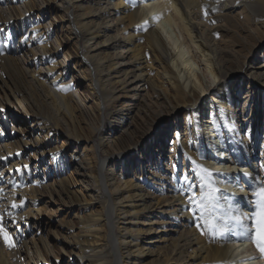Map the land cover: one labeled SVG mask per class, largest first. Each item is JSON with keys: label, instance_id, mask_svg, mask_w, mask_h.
<instances>
[{"label": "bare ground", "instance_id": "1", "mask_svg": "<svg viewBox=\"0 0 264 264\" xmlns=\"http://www.w3.org/2000/svg\"><path fill=\"white\" fill-rule=\"evenodd\" d=\"M33 8L42 19L62 13L68 41L63 44L52 30L56 16L43 24L31 18ZM240 9L250 20L252 41L243 47L241 36V48L231 47L220 38L226 28L219 17L235 18ZM17 25L23 35L15 43ZM0 30V51H7L0 52L2 70L10 78L20 75L30 98L17 96L15 81L0 78V115L11 123L0 135V157L6 158L0 159V212L15 244L8 247L0 238V264H49L62 256L70 264H264L250 240L218 234V219L217 229L206 227L189 202L192 192L200 195L202 166L211 171L217 196L228 198L220 200L224 207L230 202L234 214L247 217L255 211L253 190L264 182V154L257 156L250 133L243 134L247 102L240 105L229 79L237 76L235 92L248 88L242 102L264 92V49L257 52L264 46V0H136L135 6L131 0H0ZM142 40L156 64L144 58ZM168 116L176 121L174 135L162 150L155 130ZM30 138L42 148L39 155L49 152L53 182L20 171L27 160L13 152L24 153ZM130 157L139 162V173L128 168ZM180 159L186 175L177 170ZM69 163L75 176L70 183L63 177ZM43 197L44 210L55 219L41 226L56 221L64 227L58 213L81 220L84 212L90 221L70 225L69 232L85 239L66 242L57 252L27 239L26 228L13 235L12 227L18 233L39 212L35 202ZM30 198L32 209H25ZM21 200L23 207H11Z\"/></svg>", "mask_w": 264, "mask_h": 264}, {"label": "rangeland", "instance_id": "2", "mask_svg": "<svg viewBox=\"0 0 264 264\" xmlns=\"http://www.w3.org/2000/svg\"><path fill=\"white\" fill-rule=\"evenodd\" d=\"M51 1H49V4ZM241 10V9H240ZM31 18H33V20H38L41 23H47L52 20V17H57V21H53V25H52V30L55 31V34L58 35L61 39V42L64 44V42L68 41L67 36H69L67 34V29H66V24L65 26L62 28L61 26L65 23L64 19L65 17L62 16V13H58L55 11L50 12L49 15L45 16L44 19H42L44 16H42V14H39L38 10L33 8L31 10ZM33 15V17H32ZM59 17V18H58ZM37 18V19H36ZM236 18V19H235ZM235 18H230L227 15L222 16L221 18L219 17V20L221 21V24H223V26L226 28V31H222L221 32V36L220 38L222 39L223 42L227 43L228 46L231 47H235V46H239L242 43L241 40V36L242 38L245 39V44L243 47L248 46V43L250 41H252V37L251 35H249L246 29L247 26L251 25L250 20L248 18L247 13L244 10H241L239 12V14L235 17ZM235 19V20H234ZM137 29V28H135ZM17 34L18 36L15 38L14 42L16 43L18 38L21 37L23 35V31L19 28V26L17 25ZM40 32L42 33V35H45L47 32L45 31L44 28H40ZM67 38V39H66ZM4 41V36L1 35L0 36V42ZM140 42V40H139ZM144 44H146L144 42V40L141 41V47L144 46ZM70 45L67 44L65 48H62V52L60 50V55L55 56L56 59H62L63 57V52L64 50H68L67 46ZM240 47V46H239ZM241 48V47H240ZM263 49L264 46L260 45L259 47H257V52L258 54H263ZM146 51V52H145ZM1 52V51H0ZM7 51L5 49L2 50V54H5ZM143 55L144 58L149 62L150 64H156L153 62V56L152 54L145 50V48L143 47ZM2 69H6V67H3L2 65H0V78H3L5 80H7L10 84L14 82V84H18V88L20 89L19 92H17V96L19 97H24L26 99V101H28L30 98L27 95V92H25L22 88V77H20V75H16L15 73H10L11 77L8 75V70L4 71ZM10 69V68H7ZM13 72V71H12ZM83 74L87 77L88 75V70L83 71ZM17 76V77H16ZM7 77V78H6ZM19 77V78H18ZM13 80V81H12ZM70 80V75L67 78V81ZM12 81V82H11ZM25 85H27V83H25ZM238 86V82H237V76L233 75L230 79H229V88H231V92L233 91V96L235 95V98L238 96V102L241 103L240 105H242V103L247 102L246 103V107L244 110V116L247 119L245 125L243 126V134H248L251 144H250V148L251 149H255V151L257 152V156H261L262 154H264V92L263 93H258L255 91V93H251L250 96L244 100L242 102V99H240V96L243 94V96L245 95V92L248 88L243 87V89L241 90V92L238 90L235 92V89ZM17 87V86H16ZM29 87V86H28ZM84 85L82 90L84 89ZM17 88V90H18ZM86 89V88H85ZM29 98V99H28ZM152 99V98H151ZM241 107V106H240ZM16 115V114H15ZM249 116H253L252 118ZM101 121L103 119V116L101 115ZM6 119H9L6 122ZM32 117L31 119H29V123L32 122ZM10 118L9 116H7L6 114H1L0 115V135H2L3 137H5L6 135V127H10L11 123L9 122ZM183 121V120H182ZM176 121H173L171 119V116L168 117H164L163 120L161 121V123L159 124V126L156 128L155 132L159 134V136H161V139L159 141V145H161V149L165 150L167 148V146H170L171 144V139L174 135V123ZM169 123V124H168ZM28 124V123H27ZM19 129L21 128L20 126H18ZM179 129L183 130L184 127V123L180 126H177ZM11 130V128H10ZM242 133V132H241ZM247 135V136H248ZM33 138H30L29 140V144L26 145L27 149H25V152L23 153V149H18L17 151H14V155L19 158V159H24L27 160V168H25L23 163H19V167H20V171L24 172L23 174L28 175L31 178H38L40 180L41 183H45L47 184L49 181L53 182L54 180V176L52 175L53 171L52 166H48L47 163H49L51 161L50 158V154L48 153H41V155H39V152L42 151V148L40 146H37L36 143L34 145V143L32 142ZM63 141V137H59L57 139L56 142L62 143ZM55 143L53 145H51L50 147H54ZM25 147V148H26ZM141 148H143V153L148 154L149 155V151L150 148L148 146L147 143H144ZM262 152V153H261ZM15 161H17V159H15ZM257 161H261L260 158L257 159ZM128 162V168L130 169V171H135L136 173H139V171L141 170L139 167V162L137 160H135L134 157H130V159L127 161ZM260 162H257V164H259ZM67 169L65 170L63 177L67 178L68 177V181L70 183V180L74 182L75 176H74V172L73 170V165L71 163L68 164V166H66ZM34 168V169H33ZM179 173H183V174H187V168H184V164L182 159H180L179 162V167H177ZM72 171V173H70ZM50 172V173H49ZM117 172H119V168H117ZM70 173V174H69ZM44 180V182H43ZM53 180V181H52ZM72 182V183H73ZM71 190L72 189H76L77 186H70L69 187ZM74 196V193L72 194ZM44 201H46V197H43V201H39V202H35V209H39V212H34V215L32 218H30V220H28V225L27 227H24L25 224L20 225L19 227V232H16V228L11 229V232H13V235H17L20 234V232H22L25 228L26 231H23V235L27 238V239H32L35 240V242L37 243L38 246H41L43 243H46L47 245L53 247L57 252L62 248L65 247L66 242H72V243H77L80 242L82 239V237H76L73 236L70 232H69V227L70 225H76L79 226L81 224V222H83L84 220H86V222L90 221V217L89 215H87L84 212H81L80 215H82L81 220H78V218L74 217V213L69 214L68 212H63L62 214L58 213V218L62 219L64 221V227H59L57 225L56 221H52L51 224L48 227L43 228V226H41L40 222L42 224H45L47 222V220H49L50 214L48 213V209L44 210L46 207V204L44 203ZM31 203V204H30ZM32 199L30 198L26 208L25 209H29L31 210L32 208ZM50 207L52 209L53 205H49V209ZM28 210V211H29ZM64 210V209H61ZM66 210V209H65ZM67 211V210H66ZM39 214V215H38ZM93 217V216H92ZM35 218V220H34ZM55 219V217H54ZM52 217V220H54ZM47 226V225H46ZM22 234V233H21ZM54 255L56 256V253L54 252ZM49 264H70L68 261V257L67 256H62L60 258H55L52 259L50 258L48 260Z\"/></svg>", "mask_w": 264, "mask_h": 264}, {"label": "snow or ice", "instance_id": "3", "mask_svg": "<svg viewBox=\"0 0 264 264\" xmlns=\"http://www.w3.org/2000/svg\"><path fill=\"white\" fill-rule=\"evenodd\" d=\"M136 0H131L133 6H135ZM207 15V12L205 13ZM159 19V17H155ZM147 25V21L145 22ZM2 31V30H0ZM61 91H66L67 89H59ZM0 159H6L5 157H0ZM25 167H27L25 165ZM200 173L204 175L201 177L202 183L200 186V195L199 197L195 192H192L189 196V202L193 205L192 211L195 214L199 210L200 216L198 219H204L206 227L212 229H217V225L214 223V219H218L223 222L222 226L218 228V234L223 235L225 232H232L240 240H250L255 248L260 253L261 257H264V182L259 184L257 188L253 190V196L255 197V211L252 213L251 217L242 216L240 214H234L238 210L233 207L229 202L227 207H224L220 203L221 198L227 200V197L217 196V193L220 190L213 186L211 181L212 173L209 169L199 166ZM19 171V170H17ZM199 175V173H198ZM3 174L0 173V178ZM185 182L188 181V177H184ZM13 184V188L18 187L14 182L9 181ZM194 187L191 183L188 184V189ZM208 190L205 191L204 189ZM3 189L0 188V196L3 195ZM24 206V201L21 200L19 204L13 202L11 207L13 209L20 208ZM212 212L214 214L213 219H207L206 213ZM8 216H12L11 212L6 213ZM4 212H0V238H3L4 243L8 247H14L13 238L10 236L7 231L6 224L4 222ZM14 219V217H13ZM250 221V223H246ZM197 227H200V224H197Z\"/></svg>", "mask_w": 264, "mask_h": 264}]
</instances>
